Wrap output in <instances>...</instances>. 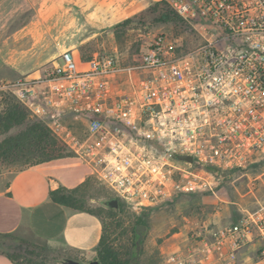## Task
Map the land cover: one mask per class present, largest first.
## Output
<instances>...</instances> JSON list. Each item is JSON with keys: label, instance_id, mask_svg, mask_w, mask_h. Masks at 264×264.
I'll use <instances>...</instances> for the list:
<instances>
[{"label": "built area", "instance_id": "built-area-1", "mask_svg": "<svg viewBox=\"0 0 264 264\" xmlns=\"http://www.w3.org/2000/svg\"><path fill=\"white\" fill-rule=\"evenodd\" d=\"M168 2L195 29L186 40L156 34L128 63L116 51L82 60L65 50L43 73L0 86L140 209L214 190L209 167L247 168L264 148V0ZM186 226L166 264H242L254 242L248 264H264V204L232 223Z\"/></svg>", "mask_w": 264, "mask_h": 264}, {"label": "crops", "instance_id": "crops-1", "mask_svg": "<svg viewBox=\"0 0 264 264\" xmlns=\"http://www.w3.org/2000/svg\"><path fill=\"white\" fill-rule=\"evenodd\" d=\"M159 1L0 0V83L41 74V68L61 61L65 50L76 54L85 42ZM226 172L220 173L219 181ZM93 175L90 165L76 156L1 173L0 232L57 246L69 257L96 258L103 234L102 217L61 205L50 197L51 190L61 186L75 188ZM221 199L225 204L209 213L215 225L235 222L246 210H256L264 204V197L252 188L237 200H227L222 195ZM243 253L241 261L252 262L253 256L248 258ZM0 264L14 263L0 254Z\"/></svg>", "mask_w": 264, "mask_h": 264}, {"label": "rangeland", "instance_id": "rangeland-1", "mask_svg": "<svg viewBox=\"0 0 264 264\" xmlns=\"http://www.w3.org/2000/svg\"><path fill=\"white\" fill-rule=\"evenodd\" d=\"M162 8L164 6L156 7L157 10L153 12L145 10L135 16L134 21L129 24V38L126 41L128 48L132 50V58L146 49L156 34L165 33L189 38V35L193 33L189 31L188 25L184 23L159 20ZM113 28L79 46L76 55L80 56L82 60L90 58L96 53L106 51H116L120 55ZM131 54L126 53L125 55L129 56ZM43 70L45 69L41 68L39 70L40 73H43ZM22 128L24 126L12 129L9 133L3 135L0 140L7 135L20 131ZM8 171H16V169L8 166L0 167V174ZM224 176L220 181L218 180V184H215L214 190L206 189L200 196L193 194L180 195L173 203L158 208L140 209L125 201L118 200L117 214L114 217H109L103 209L106 208L103 201L108 197L114 198L113 193L93 175L92 179L95 181V186L86 192L84 204L86 207L101 213L103 222L111 234L112 242L122 252L124 262L128 261L130 264H166L165 257L172 243L186 233L188 229L186 225L193 223L197 219H207V222L214 224L209 213L215 207H218L219 204H225L221 199V195L227 200L229 198L237 200L244 192L252 188L256 194L264 197V149L255 153L251 165L246 169L235 173L228 171ZM237 178L238 180L233 183V179ZM226 203L229 202L226 201ZM138 217H143L148 222L144 224L148 227V230L144 234L140 255L137 257L135 251L137 239L135 226ZM23 239L15 236L0 240V251L17 254L16 258H20L23 261L34 257L36 259H47L51 264L53 262L60 264L58 263L59 259L67 256L57 246L46 243H34L27 240L31 244L29 245L25 242L26 239ZM258 246V243L254 242L244 247L239 252L238 261L245 264L241 261L243 251H245L243 256L248 254V258L253 256V260ZM82 260L89 262L88 259Z\"/></svg>", "mask_w": 264, "mask_h": 264}, {"label": "trees", "instance_id": "trees-1", "mask_svg": "<svg viewBox=\"0 0 264 264\" xmlns=\"http://www.w3.org/2000/svg\"><path fill=\"white\" fill-rule=\"evenodd\" d=\"M164 6L160 14L159 20L164 22L176 21L177 23H184L188 25L190 32H194V28L182 18L168 2V0H161L155 2L149 6L147 11L153 12L157 10L156 7ZM134 21V17L127 19L113 28L114 34L117 38L119 57L125 63L133 60L132 50L127 46L128 40V26ZM190 37V36H189ZM188 37H185V40ZM131 48V47H130ZM126 53L131 54L129 56ZM2 84L0 83V86ZM70 120V119H69ZM76 124H72L75 127ZM24 126L20 131L7 135L0 140V167L8 166L14 167L16 171H22L31 166L48 162L54 159L74 156V154L68 150L67 146L61 141V139L40 119L35 117L29 108L19 100L14 93L8 89L0 88V138L9 133L12 129ZM95 186V181L90 177L81 185L75 188H67L61 186L57 189L50 191V197L54 202H58L61 205L73 208L75 210H81L88 213L96 214L101 217V213L95 209L88 208L84 204V197L86 192ZM203 191L178 193L173 199L166 201L159 206L173 203L180 195H198ZM115 198V197H114ZM113 198H106L104 200H110ZM103 208L109 217H114L117 214V209H112L106 205ZM138 224H147L143 217H138L136 221ZM136 228V226H135ZM103 234L101 236L99 246L97 248L96 258L101 264H130L128 261L124 262L121 250L112 242L111 234L109 233L107 226L103 222ZM18 236L14 233H1L0 240L8 237ZM24 240V239H23ZM27 244L28 241L25 240ZM31 245V244H29ZM1 246V242H0ZM0 254L7 256L14 264H51L47 259H36L34 257L26 259V261L17 259V254H10L0 251ZM79 259V258H76ZM82 260V259H81ZM57 264V263H52Z\"/></svg>", "mask_w": 264, "mask_h": 264}, {"label": "water", "instance_id": "water-1", "mask_svg": "<svg viewBox=\"0 0 264 264\" xmlns=\"http://www.w3.org/2000/svg\"><path fill=\"white\" fill-rule=\"evenodd\" d=\"M178 158L182 161H185L189 164L192 163V156L190 154H179ZM208 170H210L211 172H213L216 176L220 175V169L218 170V168L215 167H209ZM104 205L112 208V209H117L119 206V201L117 198H113L110 200H104L103 201ZM148 227L146 225H142V224H138L136 225V256L138 257L140 255V250H141V246L144 240V234L145 232H147ZM58 263L60 264H101V262L96 258L93 260H89L85 261V260H80V259H76L73 257H69V256H65L62 257L61 259H59Z\"/></svg>", "mask_w": 264, "mask_h": 264}]
</instances>
